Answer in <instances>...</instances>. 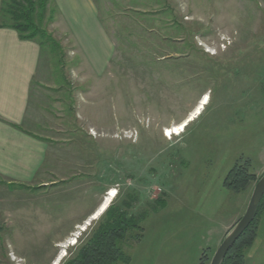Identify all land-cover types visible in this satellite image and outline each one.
Instances as JSON below:
<instances>
[{"label":"rangeland","instance_id":"374dc122","mask_svg":"<svg viewBox=\"0 0 264 264\" xmlns=\"http://www.w3.org/2000/svg\"><path fill=\"white\" fill-rule=\"evenodd\" d=\"M50 9L62 53L42 51L31 108L60 158L47 178L56 185L35 197L32 220L17 212L21 188L2 187L0 264L44 263L56 241L60 264L103 214L62 235L73 220L133 192L132 213L146 216L121 264H210L264 175V0H53ZM186 119L180 136H164ZM246 163L256 180L225 186ZM33 221L49 233L24 234ZM256 226L246 264H264V210Z\"/></svg>","mask_w":264,"mask_h":264},{"label":"crops","instance_id":"0c3cea01","mask_svg":"<svg viewBox=\"0 0 264 264\" xmlns=\"http://www.w3.org/2000/svg\"><path fill=\"white\" fill-rule=\"evenodd\" d=\"M1 8L2 0H0V212L6 205L8 206V204L1 206L5 201L2 187L16 186L21 188L22 193L21 197H17V201L21 200L23 204L17 212L32 220L38 217L33 214L35 197L43 193L44 189L56 185L47 178L50 175L49 171L58 169L60 158L56 151L51 150V139L45 134L48 129L38 122L33 114L35 110L31 108L42 49L36 41L21 40L17 31L2 27ZM187 121L189 119L181 124H186ZM8 208L9 211L13 209L10 206ZM41 208L39 211L43 210ZM98 208L99 205L95 204L93 208L73 220L70 228L62 235L73 234L76 227L98 212ZM24 229V234L49 233V227H43L34 221ZM58 242L60 241L53 243V250L59 248ZM56 249L53 254H48L45 262L41 264H55L58 260L54 259ZM17 256L20 259L28 258ZM35 257L32 255V258ZM30 262L39 264L36 259ZM59 263L61 264V261Z\"/></svg>","mask_w":264,"mask_h":264},{"label":"trees","instance_id":"16d2710c","mask_svg":"<svg viewBox=\"0 0 264 264\" xmlns=\"http://www.w3.org/2000/svg\"><path fill=\"white\" fill-rule=\"evenodd\" d=\"M52 0H2L1 26L10 28L19 34L21 40L36 41L42 51L50 49L53 55H61V46L48 32V26L54 22V9H50ZM249 164H237L228 174L225 186L240 192L251 181ZM140 201L138 193H130L121 204L112 205L103 213L90 231L80 239L79 245L69 258L61 264H121L130 261L125 253V244L130 239H138L143 231L141 221L146 212L132 213ZM160 198L156 203L162 204ZM264 210V197L257 215L249 227L231 249L223 264H246L245 251L256 238V223ZM136 233V234H135Z\"/></svg>","mask_w":264,"mask_h":264},{"label":"water","instance_id":"95a60500","mask_svg":"<svg viewBox=\"0 0 264 264\" xmlns=\"http://www.w3.org/2000/svg\"><path fill=\"white\" fill-rule=\"evenodd\" d=\"M264 197V175L256 183L247 210L243 217L238 221L234 228L225 237L216 253L214 254L210 264H223L225 258L234 247L236 242L249 229L253 223L259 205Z\"/></svg>","mask_w":264,"mask_h":264},{"label":"bare ground","instance_id":"6f19581e","mask_svg":"<svg viewBox=\"0 0 264 264\" xmlns=\"http://www.w3.org/2000/svg\"><path fill=\"white\" fill-rule=\"evenodd\" d=\"M208 102V96H204L203 101L199 104L200 109L198 107L199 110H201ZM198 109H196L197 111H199ZM196 114L198 115L200 112H197ZM195 113V112H194ZM191 116H193V118H189L190 120H193L194 118H196L197 116H195L194 114H192ZM185 128V124H180L178 126H174L172 128H168L165 129L164 131V136L169 140V139H173L174 136H180L182 134V132L184 131ZM116 195H113L112 198H114ZM106 205V203H105ZM105 206H102V208H100V210L98 211V213L96 214V216L93 218V220L99 218L104 212H105Z\"/></svg>","mask_w":264,"mask_h":264},{"label":"built area","instance_id":"2783aa9c","mask_svg":"<svg viewBox=\"0 0 264 264\" xmlns=\"http://www.w3.org/2000/svg\"><path fill=\"white\" fill-rule=\"evenodd\" d=\"M110 197H113V196H110Z\"/></svg>","mask_w":264,"mask_h":264}]
</instances>
